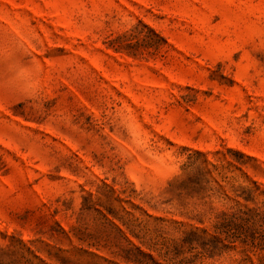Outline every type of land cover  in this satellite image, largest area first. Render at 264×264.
Listing matches in <instances>:
<instances>
[{"label": "rangeland", "instance_id": "rangeland-1", "mask_svg": "<svg viewBox=\"0 0 264 264\" xmlns=\"http://www.w3.org/2000/svg\"><path fill=\"white\" fill-rule=\"evenodd\" d=\"M0 264H264V0H0Z\"/></svg>", "mask_w": 264, "mask_h": 264}]
</instances>
